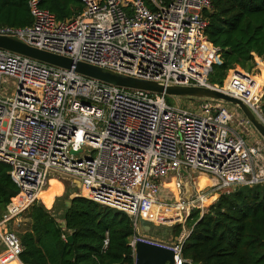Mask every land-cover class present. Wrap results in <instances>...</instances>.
Returning <instances> with one entry per match:
<instances>
[{
	"label": "built area",
	"instance_id": "obj_1",
	"mask_svg": "<svg viewBox=\"0 0 264 264\" xmlns=\"http://www.w3.org/2000/svg\"><path fill=\"white\" fill-rule=\"evenodd\" d=\"M81 1L80 14L58 20L30 0L31 24L0 25V36L71 60L64 68L0 48V162L20 191V200L0 215V255L24 264L9 223L20 222L56 175L74 186L79 181L78 196L125 212L133 252L137 241H146L172 249L174 264H190L181 252L187 230L166 242L142 234L139 219L182 224L214 192L264 182L263 140L248 142L242 129L252 125L237 106L239 115L220 100L199 98L200 110L192 111L162 94L80 74L76 64L164 86L217 88L241 100L264 125L263 87L254 90L251 76L236 67L222 85L208 81L217 53L205 35L211 0ZM196 172L213 176L215 184L206 189L190 181ZM170 173L175 194L162 185ZM182 176L192 186L189 198Z\"/></svg>",
	"mask_w": 264,
	"mask_h": 264
},
{
	"label": "trees",
	"instance_id": "obj_2",
	"mask_svg": "<svg viewBox=\"0 0 264 264\" xmlns=\"http://www.w3.org/2000/svg\"><path fill=\"white\" fill-rule=\"evenodd\" d=\"M29 1L0 0V25L31 24ZM37 1L58 20L73 18L83 9L81 0ZM211 4L205 35L217 53L208 81L222 85L228 69L250 72L257 59L264 63V0H211ZM209 53V49L205 51ZM165 100L169 103L166 96ZM261 109L264 114V93ZM76 188L66 199L77 193ZM19 200L9 166L0 162V215L10 202ZM69 201V205L64 201L60 218L38 201L22 212L27 220L16 229L22 263L134 264L128 244L133 228L125 212L78 195ZM202 207L203 211L192 209L184 225L172 226L174 239L183 226L188 231L181 249L183 258L190 264H264V182L235 186L228 193L214 192ZM152 229L151 224V234H156ZM106 233L108 244L103 247Z\"/></svg>",
	"mask_w": 264,
	"mask_h": 264
},
{
	"label": "water",
	"instance_id": "obj_3",
	"mask_svg": "<svg viewBox=\"0 0 264 264\" xmlns=\"http://www.w3.org/2000/svg\"><path fill=\"white\" fill-rule=\"evenodd\" d=\"M0 48L28 56L47 64L64 68H69L71 66V60L69 58L38 50L11 37L0 36ZM76 71L85 76L92 77L102 82L116 86L141 89L165 96L212 98L230 103L234 106H237L239 110L246 116L254 130L259 134L264 142V125L255 117L252 111L241 100L225 93L220 89L203 86H164L152 81L120 76L84 62H78L76 64ZM181 173L183 176H187L188 174L185 170H181ZM183 176L180 178V181L183 182L185 187V198H189L190 194L192 193V186L189 185L187 180H184ZM75 186L79 188L80 182L76 180ZM65 204L69 205L70 201L66 200ZM139 223L141 233L150 234V222L147 219L141 217L139 219ZM67 240L71 241L72 236L69 235ZM134 264H174V251L165 246H160L155 243L140 240L137 241L135 245Z\"/></svg>",
	"mask_w": 264,
	"mask_h": 264
},
{
	"label": "rangeland",
	"instance_id": "obj_4",
	"mask_svg": "<svg viewBox=\"0 0 264 264\" xmlns=\"http://www.w3.org/2000/svg\"><path fill=\"white\" fill-rule=\"evenodd\" d=\"M237 69L243 71L244 73L248 74L251 76V79H259L260 81H263L262 77L264 74V63L261 62L260 59L256 60V64L255 66L251 69L250 72H247L239 67H236ZM264 86V85H263ZM13 90V89H12ZM169 104L175 105V106H180L183 108H187L190 109L192 111H199L200 110V104L201 101L199 100V98H189V97H176V96H166ZM222 103H224V105H226L228 108L233 109V111L235 112L236 115H239V110L236 109V107L230 103L221 101ZM246 139L248 140V142L250 143H255V141H257L258 143L262 142L261 137L259 136V134L254 130V128L252 127V129L246 130V129H242ZM174 178H175V173H170L167 177L162 179V185L167 188L169 191L174 190L173 189V182H174ZM197 181L198 184L200 186H205L206 189H209L212 184H215V179L213 178V176L203 173V172H196L195 174L193 173V175L191 176L190 181ZM75 186L73 185V183L64 177H60V176H51L48 179V182L44 188V190L42 191V193L39 196V199L37 200L38 203L42 204L46 209L50 210L56 217L60 218V215L62 213L63 210V203L66 200H69V198L77 195V193L79 192V189H77V193L76 194H71L67 197V194L72 192V189ZM174 192V191H172ZM175 194V192H174ZM170 197H173L171 194H168ZM208 198V197H207ZM172 202V201H171ZM201 211H203V207L202 209H200ZM22 214V213H21ZM165 215L163 216L161 215V218H163V220H167L168 218L166 216H168L166 213H164ZM154 216L158 215V212L156 210H154L153 212ZM25 215H20V222L17 224V222L15 220L10 221L9 223V228L13 229L16 231L18 228H20V224H22L23 221H26L27 219L24 218ZM178 222H174L171 224L168 223H164V224H156L154 227H152L153 231H155L156 234H150L151 236L164 240L166 242H173L175 239L172 236V226L177 224ZM185 223V221H184ZM184 223H182V225H184ZM187 230L186 227L183 226V231ZM2 250L1 246H0V251Z\"/></svg>",
	"mask_w": 264,
	"mask_h": 264
},
{
	"label": "crops",
	"instance_id": "obj_5",
	"mask_svg": "<svg viewBox=\"0 0 264 264\" xmlns=\"http://www.w3.org/2000/svg\"><path fill=\"white\" fill-rule=\"evenodd\" d=\"M262 79H263V81H260L257 78L255 80L254 79H252V80L258 82L259 84H263L264 85V74H263ZM263 85H262V87H263V90H264V86ZM151 224H152V227H154L156 225L155 223H150V227H151ZM181 234H182V232H181ZM14 263H15V261L12 260V258H10V256L7 253L0 255V264H14Z\"/></svg>",
	"mask_w": 264,
	"mask_h": 264
},
{
	"label": "bare ground",
	"instance_id": "obj_6",
	"mask_svg": "<svg viewBox=\"0 0 264 264\" xmlns=\"http://www.w3.org/2000/svg\"><path fill=\"white\" fill-rule=\"evenodd\" d=\"M263 84H259L258 82H256V81H254V90H259L260 88H261V86H262ZM42 193V191L40 192V194ZM40 194H39V196H40ZM15 264H17V262L15 261Z\"/></svg>",
	"mask_w": 264,
	"mask_h": 264
}]
</instances>
